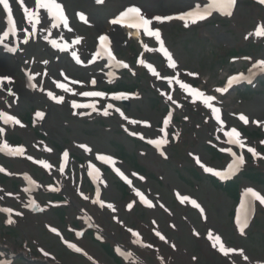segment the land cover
<instances>
[{"label":"rangeland","instance_id":"1","mask_svg":"<svg viewBox=\"0 0 264 264\" xmlns=\"http://www.w3.org/2000/svg\"><path fill=\"white\" fill-rule=\"evenodd\" d=\"M250 1L236 0L231 15L214 14L188 27L183 26V21L160 23L153 19L154 28L161 31L177 63V68L172 69L162 53L145 49L144 45L158 49L154 37L142 30L140 37L132 41L110 21L130 4L140 5L144 18L175 17L190 10V0H57L67 11L71 31L53 27L49 18L44 19L46 10L41 9L42 23L34 36L24 8L18 0H9L15 34L4 42L15 53L6 56L0 48V57L8 61L18 80L0 89V112L15 116L20 124L0 122V144L6 142L11 148L23 147L25 151L23 155H0V168L5 170L0 174V207L11 209L6 212L10 217L0 212V246L8 248L0 252V264H29L25 258L10 259V252L24 253L29 259H46L51 264H91L66 252L58 238L81 249L87 259L95 260L94 264H119L107 256L94 236L120 241L123 245L118 244V253L127 259L123 264H264V205L254 201L252 217L237 223L245 189L264 195V126L253 125H264V70L256 68L261 76L250 87H236L223 95L214 91L226 87L230 76L246 74L256 61L264 59V37L255 36L257 27L264 24V10L250 5ZM24 3L31 13L32 0ZM79 14L85 15L87 22H82ZM6 20L7 15L0 9V35L8 31ZM101 34L108 36L117 59L128 65L115 80L105 79L103 65L89 66ZM77 37L80 43L73 44ZM53 39L60 45L67 43L69 51L53 47ZM73 51L81 63L72 58ZM141 59L145 64L139 63ZM147 64L160 73L159 78L152 75ZM167 77H178L216 96L214 106L221 109L223 126L201 101L193 103L188 93L175 81L169 84ZM120 80H126L129 89L137 90L113 99L107 91ZM60 83L72 91L57 87ZM84 91L105 95L85 97L80 94ZM49 92L62 96L63 101L57 103L48 96ZM166 95H172L181 106L172 105ZM73 101L92 104L95 110L73 108ZM105 109L107 116L103 114ZM169 111L173 115L164 137L160 129ZM241 115L248 118V124L239 119ZM129 120L140 123L130 124ZM232 128L240 133L244 148L228 142L225 133ZM133 131L136 136L130 135ZM161 138L167 143L160 147L148 143ZM81 145L92 151H85ZM248 147L255 148L258 157H253ZM227 149L243 155L245 163L230 177L234 178L231 185L220 186L208 178L211 173L201 165L226 172L233 163ZM65 151L69 159L61 172L60 156ZM103 154L113 162L106 165L96 159ZM25 177L34 183L25 181ZM137 192L152 207L143 203ZM59 194H66L65 203L56 201L60 200ZM81 207L91 219L84 216ZM157 232L165 239L161 240ZM209 233L237 252L224 256L219 244L212 246L214 240L209 239ZM241 249L248 261L238 254Z\"/></svg>","mask_w":264,"mask_h":264},{"label":"snow or ice","instance_id":"2","mask_svg":"<svg viewBox=\"0 0 264 264\" xmlns=\"http://www.w3.org/2000/svg\"><path fill=\"white\" fill-rule=\"evenodd\" d=\"M18 2L20 3V6L22 8H24V13H25V17L29 20L30 23L33 24V27L35 26V24L40 23V13L39 10L40 9H44L46 10V16L44 17L45 20H47L48 18H50L51 22H52V26L53 27H58L60 24L63 25V27L65 28H69V21L67 19V17L64 14L63 11V7L61 3H58L57 0H34V5L35 8L34 10L29 13V9L28 7L25 5L24 0H18ZM97 3H101L102 0H96ZM258 2L261 5H264V0H258ZM194 3V7L192 6V4ZM236 0H199V2H196V0H190V4H189V9L187 11L181 12L180 14H178L177 16H171V15H167V16H155L152 19H148V18H144L141 15V10L138 7H128L126 10L122 11L119 16L117 18H114L113 20L110 21V23H112L113 25H118V24H122L125 22V19H135L136 23H132L129 24V27H134L137 29H143V32L145 35L149 36V37H154L155 41L158 42L159 47L154 48V49H148L147 45H144L145 49L148 51H158L160 53H162V55L167 59L168 62V66L172 69H176L177 68V63L173 58V54L167 49V47L165 46V41L162 39V34L161 31L159 30V28H154L153 26V19L155 21H158L160 23H163L165 21H172V20H179V21H183V26L184 27H188L189 23L191 24H196L198 21H203L205 19H207L209 16H211L213 14V12H220L222 15H231V11H228V9H231L235 6ZM0 5L3 6V9L7 12V20L9 24L13 23V16H12V10L9 4V0H0ZM80 15V19L84 20L85 22H87L85 16L83 14H79ZM69 31H71V29L69 28ZM10 34H15V28L13 27V29H11V31H4L2 35H0V44H2L4 42V40L9 37ZM249 35H252V33H249ZM255 36L257 37H264V24H261L257 27V29L255 30ZM47 39V37H46ZM80 39L79 37H77L74 41L73 44H79L80 43ZM108 37L106 35H100L98 37L99 40V44H100V50H98L95 53V57H93V59H95L96 57H100L103 55H107L108 58L110 60H116V58L112 55V52L110 50V48L107 47V42H108ZM27 42V41H25ZM51 45L55 48H59L61 51H66L69 48V45L67 43L60 45L57 43V41L55 39L50 41ZM9 50H13V49H9ZM72 58L75 59L76 63H81L80 57L77 55V53L75 51H73L71 53ZM245 59H249V58H245ZM47 63V62H45ZM117 63L123 67V68H127L128 65L126 63H123L122 61H117ZM140 64H145V61L143 59L139 60ZM146 67L149 69V71H151L152 75L155 77H160V73L156 71V69L151 65V64H147ZM253 69H260V70H264V59L258 60L255 62V64H253ZM250 72L252 71V69L249 70ZM191 75V74H190ZM245 77L243 74H240L238 76H230L227 80V86L226 87H217L215 88V92L219 93L221 95H223L224 93H226L229 88L232 87V85L236 82H238L239 80H243ZM168 80L169 84H172L173 81H175V83L179 84L180 89L184 90L185 92L188 93V95L192 98V102L195 103L196 101H201L202 104L210 109V115L212 117L215 118V120L221 125L223 126V121L221 120V109L219 107L214 106V101H216V96L214 95H208L206 94L204 91H201L199 89L193 88L191 87L189 84L183 83L181 82V80L178 77H167L166 78ZM93 84L96 83L95 80L92 81ZM57 87L64 89V91L67 92H71L72 90L70 88H67L64 84L60 83L57 84ZM81 95L85 96V97H100V96H104L105 93L100 92V91H84L82 93H80ZM162 95H165L164 93H162ZM48 96L55 100L57 103H60L63 101V97H57L55 95H53L51 92L48 93ZM125 94L124 93H115L113 94V99H121L124 98ZM166 99L168 101L171 102L172 105H175L176 107H180L181 105L177 104V101L175 99H173L172 95H166ZM72 107L73 108H81V107H87V108H93V110H95V106L92 104H88V105H81V104H77L75 101H73L72 103ZM109 108L112 107L111 104L108 105ZM117 112H120V109L117 108L116 109ZM103 114L105 116L109 115L107 109L104 110ZM37 116H41V113H37ZM121 116H124L123 112H120ZM172 111H169L167 113V115L163 118V127L160 129V132L164 134V137L167 136V128L168 125L170 124L171 120H172ZM125 120H128V117H124ZM240 120H242L244 122V124H248L249 120L246 116L241 115L239 117ZM0 120H3V122L5 124L7 123H14V124H20V121L18 119H16L14 116L8 115L4 112H0ZM130 124H139L140 121L137 120H129ZM259 123V122H257ZM145 124H147V122H145ZM150 126V125H148ZM125 131H128V129H125ZM3 132V129H0V133ZM130 135L136 136L137 133L135 131L131 132ZM225 135L229 138L228 142L238 145L240 148H244L245 144L244 142L240 139V133L235 129L232 128L231 131H228L225 133ZM140 139H144L143 135H140L139 137ZM148 143L155 145L156 147H160L162 144L167 143V140L165 138H161L158 140H149ZM264 143V142H261ZM80 147L84 148L85 151L91 152L92 149L85 146V145H81ZM24 148L23 147H17V148H11L6 142L3 144H0V152H5L8 155H23L24 153ZM50 151V149H49ZM227 151H229L233 157V163L229 164L228 166V170L226 174H221V172L215 171L213 168L210 167H205L203 164L201 165V167L204 168L205 172L208 173H213L214 175L220 177L221 179L226 178V175H231L234 173L235 170H238V168L240 166H242L245 163V159L243 155H239L237 156V154L235 152H232L231 149H227ZM247 151L249 153H251L253 155V157H258V153L256 151L255 148L252 147H248ZM163 154V153H162ZM69 156V153L67 151H65L63 153V157L65 160H67ZM29 159H31V157H29ZM96 159L103 161L104 163H110L113 162L112 158L110 156H104V155H98L96 157ZM196 162L199 164L200 160L197 159ZM39 163H42L44 167H50V165L39 161ZM89 167H92V165H89ZM63 166H61L60 171L62 172ZM5 171L3 168H0V172ZM116 172L118 175H120L123 179H125L127 181V177L124 176V174L122 172H120L119 169H116ZM26 180L29 181V183H34L33 181H31V179L29 177H25ZM141 179H143V177H141ZM128 183H131V181H127ZM137 196L140 197V200L147 204L149 207H152L151 203L145 199V197L143 196L142 193L137 192L136 193ZM97 196H99V193H97ZM244 200H242L241 202V209L242 210H248L251 209L253 202L254 201H259V203L261 205H264V195H261L260 193H258L257 191L253 190L252 188H247L245 189L244 192ZM85 199H87V197H85ZM183 200H187L188 197H183ZM97 203H99L100 201L97 200ZM191 203L193 204L194 207H199V205L197 204V202L195 200H192ZM109 208H112V205L109 204L108 205ZM129 208L132 207L131 204L128 205ZM0 211H6V212H11V209H0ZM201 212H203V209H201ZM247 219V216L245 214V221ZM237 223L240 224L241 221L238 217L237 219ZM52 231H56V229H52ZM241 233H243L244 228L241 227L240 229ZM138 233H133V236H138ZM157 236L160 237L161 240H164L165 237H163L162 235H160L159 232L156 233ZM209 239H213L214 243H213V247H216L217 244H219V252H221L224 256H228L230 253H236L237 250L234 248H228L225 247L224 243L221 242L220 237L216 236L213 237L211 233H209ZM69 247L73 248L75 251L79 252L81 251V249L77 248L75 245H69ZM174 247V245H173ZM238 254L240 256L243 257L244 261H248V257L245 255L244 251L241 249L239 250Z\"/></svg>","mask_w":264,"mask_h":264},{"label":"bare ground","instance_id":"3","mask_svg":"<svg viewBox=\"0 0 264 264\" xmlns=\"http://www.w3.org/2000/svg\"><path fill=\"white\" fill-rule=\"evenodd\" d=\"M131 35L133 36V38H136L137 36H139V32H133L131 33ZM11 83V68L9 67L8 63L0 57V87L4 88L11 85ZM254 125L259 126L260 124L255 122Z\"/></svg>","mask_w":264,"mask_h":264},{"label":"trees","instance_id":"4","mask_svg":"<svg viewBox=\"0 0 264 264\" xmlns=\"http://www.w3.org/2000/svg\"><path fill=\"white\" fill-rule=\"evenodd\" d=\"M106 250H107L108 252H110V253H111V251H110L109 247H106Z\"/></svg>","mask_w":264,"mask_h":264}]
</instances>
